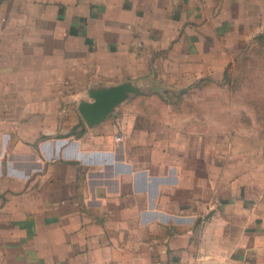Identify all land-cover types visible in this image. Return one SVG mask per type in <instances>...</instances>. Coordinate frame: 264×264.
I'll return each mask as SVG.
<instances>
[{
	"label": "crops",
	"instance_id": "0c3cea01",
	"mask_svg": "<svg viewBox=\"0 0 264 264\" xmlns=\"http://www.w3.org/2000/svg\"><path fill=\"white\" fill-rule=\"evenodd\" d=\"M209 3L0 0V216L35 230L32 260L264 264V143L175 120L188 95L162 90L223 51ZM116 85L87 125L81 104Z\"/></svg>",
	"mask_w": 264,
	"mask_h": 264
},
{
	"label": "rangeland",
	"instance_id": "374dc122",
	"mask_svg": "<svg viewBox=\"0 0 264 264\" xmlns=\"http://www.w3.org/2000/svg\"><path fill=\"white\" fill-rule=\"evenodd\" d=\"M206 15L205 28L211 45L218 44L223 51L212 52L211 68L185 73L182 70V77H197L196 84L163 86L162 90L168 94L188 95L187 99L179 100L168 97L170 105L176 104L188 113V117L173 118L182 122L187 119L197 128L226 131L230 139L264 143V43L259 38L264 35V0H210ZM201 55L198 53V57ZM208 57L207 53V63ZM163 71L168 76V70ZM3 215L5 218L0 216V222L5 221L4 227L0 226V264H45L32 260L27 241L36 234L35 230L19 227L23 215ZM14 221L17 228H13Z\"/></svg>",
	"mask_w": 264,
	"mask_h": 264
},
{
	"label": "water",
	"instance_id": "95a60500",
	"mask_svg": "<svg viewBox=\"0 0 264 264\" xmlns=\"http://www.w3.org/2000/svg\"><path fill=\"white\" fill-rule=\"evenodd\" d=\"M127 89L122 85L110 86L92 91V102H84L79 111L87 125L92 126L102 122L110 110L121 103L126 96Z\"/></svg>",
	"mask_w": 264,
	"mask_h": 264
},
{
	"label": "trees",
	"instance_id": "16d2710c",
	"mask_svg": "<svg viewBox=\"0 0 264 264\" xmlns=\"http://www.w3.org/2000/svg\"><path fill=\"white\" fill-rule=\"evenodd\" d=\"M259 38H260L261 42L264 43V35H261Z\"/></svg>",
	"mask_w": 264,
	"mask_h": 264
}]
</instances>
